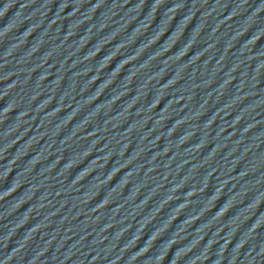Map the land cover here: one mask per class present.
<instances>
[{"label": "water", "instance_id": "obj_1", "mask_svg": "<svg viewBox=\"0 0 264 264\" xmlns=\"http://www.w3.org/2000/svg\"><path fill=\"white\" fill-rule=\"evenodd\" d=\"M80 264H264V0H133Z\"/></svg>", "mask_w": 264, "mask_h": 264}]
</instances>
